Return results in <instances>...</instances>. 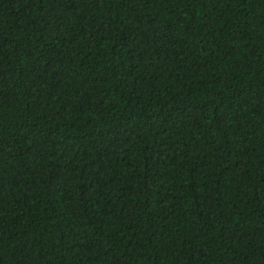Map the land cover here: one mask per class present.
Listing matches in <instances>:
<instances>
[{
  "label": "trees",
  "instance_id": "obj_1",
  "mask_svg": "<svg viewBox=\"0 0 264 264\" xmlns=\"http://www.w3.org/2000/svg\"><path fill=\"white\" fill-rule=\"evenodd\" d=\"M0 264H264V0H0Z\"/></svg>",
  "mask_w": 264,
  "mask_h": 264
}]
</instances>
